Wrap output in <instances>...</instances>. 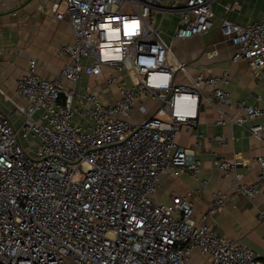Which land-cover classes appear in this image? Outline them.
I'll list each match as a JSON object with an SVG mask.
<instances>
[{"label":"built area","instance_id":"1","mask_svg":"<svg viewBox=\"0 0 264 264\" xmlns=\"http://www.w3.org/2000/svg\"><path fill=\"white\" fill-rule=\"evenodd\" d=\"M214 1L55 3L56 19L74 32L58 49L67 61L49 79L31 60L16 80L20 101L0 109V264H264L209 223L229 191L212 192L199 216L192 191L156 200L168 172L199 180L196 148L178 137L196 126L203 103L217 108L219 124L264 141V106L233 102L227 70L192 75L173 49L214 28ZM219 32L235 46L233 61L246 60L264 87V18L241 25L225 17ZM84 76L94 82L83 85ZM214 138L226 145L225 134ZM255 161L260 183L264 153ZM241 163L215 159L230 191L254 199L257 183L232 176Z\"/></svg>","mask_w":264,"mask_h":264},{"label":"crops","instance_id":"2","mask_svg":"<svg viewBox=\"0 0 264 264\" xmlns=\"http://www.w3.org/2000/svg\"><path fill=\"white\" fill-rule=\"evenodd\" d=\"M60 1L10 0L0 3L1 110L9 111L13 109L14 102L20 101L14 96L16 80L28 70L31 60L37 63V71L49 79L57 78L67 61L59 56L58 49L73 40L74 32L67 22L57 20L52 11L55 2ZM213 11L215 26L212 30L204 35L173 42L177 57L187 65L192 75L198 71L217 75L227 70L231 79L223 87L230 92L233 102L246 100L252 105L264 106L261 77L248 66L246 60L233 61L235 46L219 32V22L225 17L241 25L263 19L264 0H215ZM85 82L94 80L84 76L82 84ZM96 90L102 98L107 99V91ZM256 96H261L262 100L259 101ZM217 117V108L203 103L196 126L189 133L182 130L178 137L179 144L196 148L201 162L199 180H193L188 174L175 176L168 172L162 176L156 200L169 204L175 193L187 195L192 191L199 216L212 204V192L229 191L231 197L209 223L219 234L235 238L263 256L264 219L261 218V211L264 208V181L257 183L259 169L255 160L264 153V141L253 137L248 128L240 124H219ZM258 122L250 120L247 125ZM217 134H225V146L215 140ZM198 139L200 144L195 145ZM217 157L242 162L232 176L247 184L257 183L259 193L254 199L230 191L229 179L224 178L215 164Z\"/></svg>","mask_w":264,"mask_h":264},{"label":"rangeland","instance_id":"3","mask_svg":"<svg viewBox=\"0 0 264 264\" xmlns=\"http://www.w3.org/2000/svg\"><path fill=\"white\" fill-rule=\"evenodd\" d=\"M57 2H58V1H57ZM57 2H55V3H57ZM62 9H64V6L61 7V10H62ZM173 28H174V27H173ZM166 40L169 41V38L166 37ZM182 63H183V62H182ZM184 64H185V63H184ZM85 83H86V82H85ZM101 90H102V91H107V93H110V92H111L110 89H107V88H105V87H102ZM7 96H8V95H7ZM137 115H139V114H137Z\"/></svg>","mask_w":264,"mask_h":264}]
</instances>
